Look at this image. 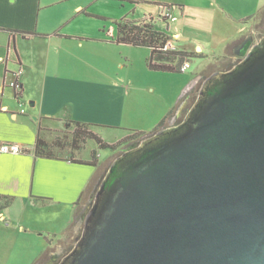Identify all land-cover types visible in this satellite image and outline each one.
<instances>
[{"label":"crops","instance_id":"crops-1","mask_svg":"<svg viewBox=\"0 0 264 264\" xmlns=\"http://www.w3.org/2000/svg\"><path fill=\"white\" fill-rule=\"evenodd\" d=\"M121 1L0 0V145L18 143L26 147L21 154L0 152V264H11L15 259L18 264H39L57 245V238L68 232L84 198L89 204L95 196L101 178L100 154L96 165L88 163L92 156H83L82 149L80 153L64 154L61 146H55L57 156L45 157L36 150L37 140L41 137L63 145L66 134L62 129H71L74 122L118 125L124 116L130 117L123 103L124 94L115 97L110 107L99 99L112 87L121 89V93L130 91L125 90V78L120 75L126 62L132 63L133 51L127 46L148 48L147 64L151 56L148 46L116 41L117 23L127 18L120 10ZM102 4L109 12L120 13L112 16L101 10ZM170 7L177 17L175 21L177 12L184 20L182 29L178 27L172 33L173 39L187 50L202 45L215 52L219 29L226 24L251 23L249 27L240 25L241 34L229 40L226 47L237 43L264 12V0H190ZM154 19L149 14L141 20L154 24L156 19L166 21L161 15ZM109 65L114 68H105ZM19 70L22 88L16 91L9 81ZM197 78L181 88L183 93ZM181 95L177 94L170 107L157 108L145 117L132 110L147 121L145 124L149 121L138 131L153 132L169 115L168 127L178 125ZM63 206L68 209L66 218L61 214ZM83 219L84 215L78 220L76 232ZM45 233L53 240L37 258L25 261L16 256L22 236L43 238Z\"/></svg>","mask_w":264,"mask_h":264},{"label":"water","instance_id":"water-1","mask_svg":"<svg viewBox=\"0 0 264 264\" xmlns=\"http://www.w3.org/2000/svg\"><path fill=\"white\" fill-rule=\"evenodd\" d=\"M57 264H264V37L114 161Z\"/></svg>","mask_w":264,"mask_h":264},{"label":"rangeland","instance_id":"rangeland-1","mask_svg":"<svg viewBox=\"0 0 264 264\" xmlns=\"http://www.w3.org/2000/svg\"><path fill=\"white\" fill-rule=\"evenodd\" d=\"M188 1L190 0H122V6L120 7V10L121 12H125L127 18L130 19L135 18L141 20L149 14H153L156 19L164 11V6H172V4H175L176 6L181 4V2L185 3ZM101 8L102 11L109 12L108 7L105 6V4H102ZM119 13L120 12H109V14L112 16L113 14L117 15ZM177 14L178 20L175 22L168 20L159 21V19H154L156 21L155 25H157L159 29L164 30L172 35L174 30H176L178 27L180 30L182 29V24L184 21L182 15L178 12ZM167 25L169 28H167ZM240 25L243 24H226L224 27L219 29L217 32V37L215 38L217 41L215 52L210 51L202 45H199L196 49L193 47L192 50H187L183 48L181 44H179V41L173 39V44L176 47V51L187 50L192 52L193 55L188 59L189 68L182 72L153 71L146 63V56H148L147 52L149 51L148 48L127 46L129 49H131V51H133V54L130 55L132 58V63L130 64L129 62H126L125 68L122 70L120 75L121 77L125 78V82L123 83L125 90L129 89L130 91L127 93L125 91L121 93V89L112 87L109 89L110 91L107 90L108 92H103L100 94L99 99H101L100 101L104 103L100 104H103L105 107H110L113 99H116L117 97L119 98V96L124 94L123 103L126 106L125 110L130 112V117L124 116L123 120L121 121L122 123L118 125H113V123H108V125L91 124V129L100 135L104 141L115 143L130 133L140 130L139 128L141 126H144V122L147 121H142L138 115L145 117L146 114H153L154 110L157 108H164L166 105L167 107H170L173 102L175 103L177 94H182V99L178 104V108L182 112V117L179 122H182L188 113V101H191V103L196 101L207 78L216 72L230 70L237 63H239V61L243 59V57H245V55L253 48L251 43L248 44L249 41H253L255 43H253L254 45L261 41L264 36V12H262L255 19L253 27H251L247 32L248 34L242 35L239 40H237V43L226 47L230 42L229 40H232L241 34L239 33V28L242 27ZM250 25L251 23H246L243 25V27H249ZM247 44L248 46H246V50L248 52L246 51V53L243 54L241 51L244 49L243 46ZM107 67H110L109 69L114 68L112 65L105 66V68ZM110 74L115 78L118 77L114 72H110ZM198 75L199 77L197 78ZM196 78V83L192 86V88L183 93L181 88L183 86L185 87L188 82L193 83ZM132 110L137 111L138 115L136 116ZM167 127L168 122L166 128ZM62 130V134H66V137H64V144H61L60 148L64 154L80 153L78 151L81 149L82 154L85 157H91L93 149H96L97 153L100 154V159L102 161L100 166L101 178L97 188L114 161L127 150H130L134 146L140 144L152 133L151 132L147 136H140L134 140H131L117 150H111L109 148H101L95 139L73 142V130H70V127H67L66 129L64 128ZM55 143L57 142L54 140L53 144ZM77 145L80 148H77ZM84 200L83 206H81V210L78 214L79 216H77L68 232L60 238H57V245L53 248H50L48 253L44 256V259L39 264H53L55 260L61 259L75 247L83 232L86 215L92 204V202L88 204L86 198H84ZM62 210L63 211H61V214H69L67 213L68 209L66 206H63ZM82 215H84V219L81 228L76 232L75 227L78 225V220H80ZM67 216L68 215H65L63 218H66ZM44 235H46L45 237L47 240L44 236L43 238L37 236H22V239L18 242L16 247V256L19 254L20 258L25 261L28 259L37 258L41 250H45L53 240L47 233ZM15 261L16 259L11 264H18L15 263ZM20 264L25 263L21 262Z\"/></svg>","mask_w":264,"mask_h":264},{"label":"trees","instance_id":"trees-1","mask_svg":"<svg viewBox=\"0 0 264 264\" xmlns=\"http://www.w3.org/2000/svg\"><path fill=\"white\" fill-rule=\"evenodd\" d=\"M168 7H170L168 5ZM118 35L116 41L118 43H125L134 46H148L151 48V56L148 61V66L152 70L164 71V72H182L181 66L189 62V58L192 52L187 50H168L165 49V45L168 41L173 39V36L168 32L161 30L153 22L146 20H130L128 18L118 21ZM170 116V115H169ZM168 116V117H169ZM168 117H165L153 130L152 133L159 132L166 128ZM181 123V122H180ZM73 130V142H79L81 140L87 141L88 139H95L101 148H109L111 150H117L127 142L134 140L140 136H147L144 131H134L115 143H109L103 140V138L89 129V124L74 122ZM151 133V134H152ZM60 147L57 143L53 144L45 141L41 137L37 140V152L41 156L56 157L54 148ZM78 146V145H77ZM77 148H80L79 146ZM97 151H92V160L88 163L97 164ZM79 162H84L78 160ZM98 189V188H97ZM97 192V190H96ZM95 192V194H96ZM2 196L0 195V199ZM79 211L77 213V216ZM77 218V217H76Z\"/></svg>","mask_w":264,"mask_h":264},{"label":"built area","instance_id":"built-area-1","mask_svg":"<svg viewBox=\"0 0 264 264\" xmlns=\"http://www.w3.org/2000/svg\"><path fill=\"white\" fill-rule=\"evenodd\" d=\"M164 11L161 14V18L168 21H175L177 17L172 12V7L164 6ZM165 49L175 50V45L168 41L165 45ZM189 68V62L184 63L181 66V71H186ZM22 75V70H19L14 73L13 79L9 81V84L16 90L20 91L22 84L20 82V77ZM24 111V110H23ZM26 151V147L18 143H3L0 145V152L7 154H21Z\"/></svg>","mask_w":264,"mask_h":264},{"label":"flooded vegetation","instance_id":"flooded-vegetation-1","mask_svg":"<svg viewBox=\"0 0 264 264\" xmlns=\"http://www.w3.org/2000/svg\"><path fill=\"white\" fill-rule=\"evenodd\" d=\"M263 37H264V36H263ZM249 43H251V44L253 45V47L255 46V45H254L255 43H254L253 41H252V42L249 41L248 44H249ZM253 43H254V44H253ZM248 44L243 46L244 49L241 51L243 54L246 53V51H247V50H246V48H247L246 46H248ZM247 52H248V51H247ZM243 58H244V57H243ZM241 60H242V59H241ZM241 60H240V61H241ZM240 61H239V62H240ZM189 100H190V99H189ZM190 103H191V101H188V106H187V110H188V111L191 109V107H192L193 104H194V103H191V104H190ZM66 255H67V254H66ZM66 255H64L63 257H65ZM63 257H62V258H63ZM62 258H61V259H58V260H55V262H54L53 264H57V263H59V262L62 260Z\"/></svg>","mask_w":264,"mask_h":264}]
</instances>
